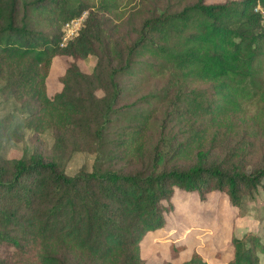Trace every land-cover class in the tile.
Returning a JSON list of instances; mask_svg holds the SVG:
<instances>
[{"label": "trees", "instance_id": "1", "mask_svg": "<svg viewBox=\"0 0 264 264\" xmlns=\"http://www.w3.org/2000/svg\"><path fill=\"white\" fill-rule=\"evenodd\" d=\"M127 1L0 0L4 88L27 103L26 129L44 133L76 128L87 135L92 121L70 91L79 87L81 95L92 82L80 74L77 62L97 58L102 72L96 80L106 106L99 118L109 123L120 77L129 79L144 70L156 73L160 61L179 79L208 85L212 91L206 105L192 99L179 109L177 116L195 141L177 148L170 161L159 160L154 168L134 173L94 168L67 175L59 164L39 155L0 163V264H66V254L95 264L92 250L104 249L102 264H108L113 246L137 248L146 233L164 226L175 189L199 196L217 191L241 208L261 185L264 165L247 173L239 155L208 161L203 152L206 133L193 126L206 117L216 130L232 134L245 122L243 104L254 100L256 111L248 121L264 132V19L255 11H264V0H177L181 2L175 9L151 12L143 19L129 43L120 36ZM86 11L77 35L62 44L64 25ZM106 22H111L107 30ZM56 58L72 62L63 70L69 80L50 95L47 78ZM146 127L145 118L127 130L121 140L126 156H143ZM78 226L84 228L81 242L70 236ZM63 229L67 236L60 233ZM231 246L232 258L225 264H259L264 254V244L252 231L233 235ZM182 249L172 246L171 257ZM123 259L122 264L131 263L129 256ZM179 264L209 263L193 251Z\"/></svg>", "mask_w": 264, "mask_h": 264}, {"label": "rangeland", "instance_id": "2", "mask_svg": "<svg viewBox=\"0 0 264 264\" xmlns=\"http://www.w3.org/2000/svg\"><path fill=\"white\" fill-rule=\"evenodd\" d=\"M223 1L225 0H205L207 4ZM180 2L127 1L123 9L125 23L120 28V36L126 43L131 42L136 38L140 22L149 17L151 12L173 10ZM80 15L84 16V22L87 11ZM106 24L107 30L111 22ZM71 62L64 58L54 60L47 78L50 95L60 92L63 84L69 80L63 70ZM97 65L95 56L78 61V71L88 76L92 84L81 95L79 87L70 91L71 98L80 103L83 113L92 121V125L87 128L89 135L76 128L44 133L26 129L23 124L29 112L27 103L18 101L4 88L0 79L1 164L9 165L19 159L39 155L46 161L59 164L67 175L79 171L90 172L94 168L100 171L134 173L154 168L159 160L170 161L177 148L183 150L187 148V143L195 141L189 126L177 115L180 113L179 109L186 107L187 101L192 99L197 100L200 106L206 105L212 92L208 85L183 81L170 67L159 61L154 68L156 73L144 70L129 79L120 77L121 89L117 102L110 109V121L102 123L99 113L106 110L101 101L105 94L96 80L102 72ZM77 79L80 80L79 77ZM250 102L252 103L243 104L244 124L237 127L232 134L225 133L224 129L216 130L206 117L195 123L193 128L206 133L207 145L203 152L208 161L218 162L228 155H239L238 161H242L247 173L264 165V132L251 126L248 121L256 111L255 101ZM145 118L147 133L144 154L137 158L126 156L121 140L125 138L127 130L143 124ZM163 165L165 163L159 168ZM171 206L164 214L162 228L146 233L138 244V249L134 246H113L108 264H122L125 256L130 257V264H179L188 260L193 251L199 253L209 264H225L232 258L231 237H240L248 231L257 234L264 244V178L258 191L252 198H245L241 208L233 206L226 195L217 191L199 196L178 189L174 190ZM73 230L74 234L70 236L81 242L84 237L83 226ZM66 232L68 230L60 231L67 236ZM172 246L183 247L176 258L171 257ZM104 250H92L95 264H102ZM259 260V264H264V254L259 255ZM66 264L92 263L88 260L82 263L77 257L66 254Z\"/></svg>", "mask_w": 264, "mask_h": 264}, {"label": "built area", "instance_id": "3", "mask_svg": "<svg viewBox=\"0 0 264 264\" xmlns=\"http://www.w3.org/2000/svg\"><path fill=\"white\" fill-rule=\"evenodd\" d=\"M255 11H260L263 19H264V11L256 9ZM84 16L80 15L69 20L63 28V37H62V44L69 42L72 40L80 30L81 25L83 24Z\"/></svg>", "mask_w": 264, "mask_h": 264}]
</instances>
